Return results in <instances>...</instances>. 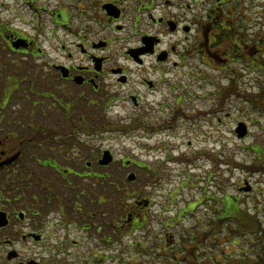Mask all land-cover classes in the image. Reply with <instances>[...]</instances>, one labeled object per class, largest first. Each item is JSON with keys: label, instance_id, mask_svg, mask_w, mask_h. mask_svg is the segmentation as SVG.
<instances>
[{"label": "flooded vegetation", "instance_id": "af4514ba", "mask_svg": "<svg viewBox=\"0 0 264 264\" xmlns=\"http://www.w3.org/2000/svg\"><path fill=\"white\" fill-rule=\"evenodd\" d=\"M202 81L262 110L264 0H0V264H198L202 236L203 264H235L186 206L107 201L129 194L112 142L198 140Z\"/></svg>", "mask_w": 264, "mask_h": 264}, {"label": "rangeland", "instance_id": "374dc122", "mask_svg": "<svg viewBox=\"0 0 264 264\" xmlns=\"http://www.w3.org/2000/svg\"><path fill=\"white\" fill-rule=\"evenodd\" d=\"M223 85H226V82ZM220 87V83L198 82V140L193 136H197V132L192 134L187 130V126L185 130H178L179 138L172 140L177 147L168 145L166 150L164 148L160 153H154L152 150H160L161 147L158 146L161 145L156 146L145 136L112 142L111 148L115 149L117 154L116 168L122 179L115 178L111 181L116 182L117 186H121V182L126 184L128 190L125 188L130 194L128 200L125 199L123 203L119 201L118 206L132 204L135 192L151 199L154 204L177 206V209L186 206L191 209L184 217L186 228L193 229L195 224H198L199 229L208 230L213 220L215 229L217 226L220 229L219 235L217 232L219 239L214 243L218 248V255H221V250L228 248L227 251L232 255L235 264H255V250L260 252L257 250V244L264 246V233L262 244L259 243L261 239L257 233L260 226L264 229V170L247 171L242 165L251 166L264 159L262 154L256 157L253 152L260 150L263 153L262 149L264 150V97L260 101L262 110H258L250 108L251 103L243 105L244 100L239 98H224L223 101L219 95ZM241 106L247 108L241 110ZM239 122L248 125L249 135L245 139H239L235 132ZM188 140L192 141V146L187 145ZM107 146L109 147V142ZM196 152V169L186 163L166 162L167 155L174 158L180 155L190 157ZM126 158L135 159L142 166L130 168L137 177L134 183L127 181L130 170L121 168V160ZM157 162L161 164V169H157ZM149 165L156 169L155 175L147 169ZM246 182L252 187L249 192L242 190ZM111 189L109 194L113 199H120L126 194L119 193L113 187ZM228 195L237 196L242 200L240 208L254 216L256 224L242 227L240 222H234V215L225 213L223 206L230 204L229 201L226 202ZM157 204L154 206H158ZM174 212H171L169 217L173 218L176 214ZM237 215L242 218L243 213L237 211ZM228 217L233 219L218 224ZM192 232H187V235ZM200 241L202 243L198 244V264H203V260L212 256L213 238L205 239L202 236ZM244 258L248 263L243 262Z\"/></svg>", "mask_w": 264, "mask_h": 264}, {"label": "trees", "instance_id": "16d2710c", "mask_svg": "<svg viewBox=\"0 0 264 264\" xmlns=\"http://www.w3.org/2000/svg\"><path fill=\"white\" fill-rule=\"evenodd\" d=\"M263 97H264V95H263ZM251 101H255L256 99H254V98H249ZM258 99V98H257ZM223 101H224V98H223ZM256 103H258V100H256L255 101ZM261 147V146H260ZM262 151H263V153H261V151L260 150H253V152L255 153V155H256V157L259 155H261L262 154V156L264 157V150L262 149ZM242 167L245 169V170H247V171H260V170H264V159H260V160H258V162L257 163H255V164H252L251 166H246V165H242ZM129 197V194H123L122 195V202L126 199V201L128 200L127 198ZM224 198H226V196L224 197ZM114 200H116V199H113L112 198V196L109 194V191H108V194H107V201H110V202H113ZM234 200V201H233ZM118 201V200H117ZM227 201H229L230 202V204H225V206H223V209H224V211H225V213L227 214V215H234V222H240L241 223V225H242V227L243 226H248V227H250V224H256V219L254 218V216H251L250 214H247V212H245L244 210H242L241 208H240V206H241V202H242V200L240 199V198H238L237 196H229L228 195V198H227V200H226V202ZM233 201V203H231ZM235 206H234V205ZM238 208V209H237ZM237 211H241L242 213H243V216H242V218H240V217H238V215H237ZM237 218V219H236ZM228 220H232L233 218L232 217H228L227 218ZM226 219V220H227ZM220 222H222V221H220ZM219 222V223H220ZM260 225V224H259ZM259 227V226H258ZM257 233H259V235H260V239L261 240H259V243L260 244H262V235H263V233H264V229L263 228H261V226H260V228H258V232ZM257 250H260V252H258V251H256L255 250V252H256V254H257V258H256V260L255 261H257L255 264H264V246H262V245H259L258 246V244H257ZM243 262H246V263H248V261H247V259L246 258H244V261Z\"/></svg>", "mask_w": 264, "mask_h": 264}, {"label": "water", "instance_id": "95a60500", "mask_svg": "<svg viewBox=\"0 0 264 264\" xmlns=\"http://www.w3.org/2000/svg\"><path fill=\"white\" fill-rule=\"evenodd\" d=\"M235 132H236V134H237L239 139H245L248 136V134H249L248 125L246 123H244V122L239 123L237 128H236V130H235ZM112 161H113V157H112L111 153L108 151V152H106V154L104 156V159H103V161L101 163L103 165H108ZM7 163H9V161L6 162V164ZM135 179H136V175L135 174H131L130 177L128 178V181L129 182H133V181H135ZM242 190L245 191V192H249V191L252 190V187L249 185L248 182H246V185H245L244 188H242Z\"/></svg>", "mask_w": 264, "mask_h": 264}, {"label": "bare ground", "instance_id": "6f19581e", "mask_svg": "<svg viewBox=\"0 0 264 264\" xmlns=\"http://www.w3.org/2000/svg\"><path fill=\"white\" fill-rule=\"evenodd\" d=\"M245 185H246V183H245ZM244 188V187H243Z\"/></svg>", "mask_w": 264, "mask_h": 264}]
</instances>
